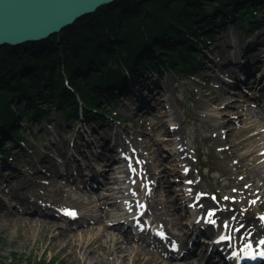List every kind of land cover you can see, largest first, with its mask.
I'll list each match as a JSON object with an SVG mask.
<instances>
[{
  "label": "rangeland",
  "instance_id": "rangeland-1",
  "mask_svg": "<svg viewBox=\"0 0 264 264\" xmlns=\"http://www.w3.org/2000/svg\"><path fill=\"white\" fill-rule=\"evenodd\" d=\"M206 10L208 12L210 11L209 8H206ZM257 20L260 21L261 24L257 26L252 34H249L250 36L246 37L245 34L240 31L238 27L230 23L229 18H227L226 27L224 26L226 28L225 34L222 36L220 33H217L218 41L215 39L210 47L211 51L216 46L219 48L220 45L219 50L215 49V52L212 53L214 62H206L211 66L209 68L210 70H205L206 64H201V68L191 74L188 73L187 70L177 71V69L174 71L176 77L172 78V82L170 83L168 79L169 75L166 73L163 74L162 71L160 72V67L158 65L154 66L158 73L156 76L160 77L157 78V81L163 78V82L161 81L162 84L160 85L159 81L157 87L149 88L148 92H146V88H140L136 96L139 100L145 98L151 107L134 110L139 102L138 100L136 101L130 93H126L122 97H114L113 101L111 100L109 102L108 108L110 111L114 114L129 115L130 119L139 121L135 130L131 131V133L134 132L133 135L125 133L127 142L115 146V148H120L118 152L104 151L103 155H100L101 160H93L90 162L88 160L89 158H85L86 154H80L79 146H76V141L84 143L80 136H78V130L80 128L75 126L77 123L70 121L66 124L65 113L59 110L55 111L54 107L51 108L52 118L49 119L47 123L43 122L39 125L28 126L29 128L32 127L31 135H27L24 141L18 146L10 144L9 141H5L10 152H21V156L27 154L28 157H20V155L17 156L12 154L11 157L17 161L19 169L22 168L25 174H20L19 169V172L17 170H11L9 171L10 178H8L7 181L6 179H0V189H2L1 195L3 198L8 201L10 206L16 205L19 207L11 209L12 212L4 213L0 211V262H2V264H23L21 258L39 256L46 259L52 258V264H81L80 260H74L65 256L58 248L54 247L49 249L42 243H38V241L36 242L34 240V233L23 223L25 219L31 220V216L23 213L18 197H21V199L24 197L27 198L35 208L44 210L49 215H52L54 217L52 219L60 222L63 229L78 231L77 229L80 227L75 226L76 224L73 223L71 226L64 224L67 223L68 218L58 213V208L55 204L63 207H77L80 210L81 220L83 221H88L89 218L96 215L97 212L94 207H91L89 210H84L80 205L76 204L77 200H80L82 203L86 200V197L83 196L79 198V195L83 194L90 197L92 196V191L91 189L86 190V188H78L76 186L77 182L74 183L73 177H69V175L71 173L75 175H77L78 172L82 173L83 167L86 165L89 167L87 166L84 171L87 170V173L94 174L96 173V169H98V163L104 173L108 172L109 165H111V167L114 166V164L108 162V160L112 161L114 158H119L120 155L125 158L128 155L129 158L125 162L122 161L116 164L114 167L115 170L118 168L121 170H118V172L113 175L111 174V176L121 179L126 193H129L128 195L117 196L118 201L122 203H120L121 212L125 209H129L130 213H132L129 221L133 222L137 214L135 212L136 208L132 209L134 207L132 202L136 201L137 204H139V208L145 207L148 209L151 216H155L161 220L167 219V217L163 215L162 207L167 205L165 201H163V196L169 193L175 196V212L180 215L183 214V219H181L179 224L181 226L177 225L171 227L170 232L165 234V237L168 239L171 236L176 237L187 232L189 233L188 240H190L191 243L189 248L188 245H180V242L177 240L176 250L171 246V242H163L158 236H155V246L151 252L152 254L148 251L143 254L141 259L132 260V252H120L117 253V255L122 257L121 264H144V260L150 255L156 256L159 261H161L160 264H175L176 262L185 260L178 257V253H182L186 250H190L194 253L197 250L196 245L200 244V242L202 245H209L208 242L212 238L205 239L203 235L200 234V231L205 229L210 235L212 230L209 225L197 226L193 223L191 220L192 214L187 212L186 202H183L179 196L182 190L188 192L191 197L213 202L214 206L212 210H209L212 215L216 213L243 215L245 214L244 211L247 210L245 206H251L252 209L251 212L248 213L249 216L251 218L259 216L262 211L257 204L259 200H264V185L262 189L259 190L260 192L257 196L249 197L248 192L241 191V187L243 186L247 189H251V187L245 182L243 185L239 184L240 179L244 176V174L240 173L241 170H245L251 179L254 175V169H258L260 172L262 171L264 173L262 167L258 168V163L264 165V160L259 162V159L264 156L258 158V153H254L257 148L264 144V137L261 139H252L250 137L252 132L249 130V123L253 122L255 124L253 132L261 130L264 133L263 124L259 121L260 116H264V112L262 110L260 112L256 111L252 99L253 94L248 96L244 92L245 90L249 91V94L253 93L255 88L251 86L254 85L257 87L258 83L251 82V76H248L245 82H241L240 84L242 85V90L241 87L230 88L225 84L226 82L234 81V77L232 76L235 73V68L234 65L229 64L230 61L236 63L241 60V58L244 60L247 58V60L249 59L251 61L258 60L259 63L255 67L256 69H261L260 67L264 64L263 15H258ZM187 32L190 33V30ZM168 39L170 40V38ZM254 42L256 43L255 45L253 44L255 49L248 50L244 58H239L237 52L233 54L232 51H236L237 47L232 50L228 48V45L232 44L247 49L249 46L246 45ZM151 47L154 53L156 49L154 46ZM191 49L193 51L195 48L193 47ZM125 54L126 53H123L122 55L124 56ZM198 59H200V57H198ZM213 64L219 65V68L215 67ZM115 68L114 66L113 69ZM196 68H198V66H196ZM151 78L152 77H150V79ZM148 80L149 79L144 81L140 80L139 83H150ZM164 83H168V85L164 86ZM167 86L170 88L168 89ZM164 88H167L166 91L163 90ZM71 91L75 92L73 89ZM224 94L226 96H224ZM220 95L223 97L217 98ZM263 96L264 93L260 92L261 104H264ZM103 99L105 100L102 96L101 104L104 102ZM162 99H164V101ZM242 100H245L246 104L250 105L248 111L249 117L241 116L245 114L242 109ZM17 102V107L21 106V100ZM221 107H223V109ZM166 111L171 114L170 118H162ZM206 114H219L221 118L218 121L224 123L226 127L212 129V125L216 123V121L207 118ZM22 122L23 121L18 120L16 127L19 132L25 133V128L28 127H25ZM164 122L172 128L179 129V136H181L184 141L181 150L182 153L177 155L179 158L178 162L173 161V156L177 153L179 146L171 147L162 140V132L158 125ZM29 128L27 131H29ZM227 128L230 130L229 133L226 132ZM80 133L87 137L92 151L97 152V143L95 141H98L97 139L99 138L93 134L91 128L88 127L87 130L84 129ZM151 143L155 145L153 147L157 149V152L154 154L165 165L167 175L157 186H152V198H146L142 197L137 189L139 186L144 187V182L141 180L143 176L142 169L137 166V161L138 156L146 157L144 145L147 144L152 146ZM82 149H85V147L82 146ZM53 156L59 158V164L54 165ZM28 160L29 162H27ZM41 161H46L44 163L47 164L44 165L49 167L50 170L34 174L35 171L39 169V163H41ZM146 161L149 168L153 172H156L157 169L154 167L153 163L149 159H146ZM25 162L28 164L27 168L24 167L26 165ZM93 164L95 165L92 166ZM59 167L60 169H58ZM204 167H206V169H203ZM60 171L66 173L67 176H60L58 174ZM104 173L99 174L103 181H105L103 178ZM65 177H67L66 180ZM37 179H39V183L36 182ZM144 180H147V178L144 177ZM42 183H46V185ZM85 185H87V183ZM112 185L115 186V183L112 182ZM127 190H130V192ZM105 191V189L98 190V193L104 195ZM43 199L48 200L47 205L42 201ZM198 202L199 201H197V204ZM114 210L113 212L108 211V215L103 218V222H112L114 219L112 217H114L116 213H119L116 209ZM171 214L173 216L172 211ZM38 218L44 220L48 219L43 216H38ZM253 221L256 222L255 219ZM94 225L100 226L101 222ZM214 225L220 226L216 220H214ZM107 226H109L108 231L116 232L115 229L111 228V226H113L112 224ZM124 230L127 231L129 235L135 233L137 236L145 238H148L146 236L151 234L149 230L154 231L156 235L160 231L164 232V229L159 226H131V229H126L125 226ZM145 230H147L145 234H142V231ZM215 232L216 230L213 232L212 237H215ZM163 238L164 236L161 237V239ZM66 240L70 243V238L68 236ZM136 241L138 240L135 239L134 242L136 243ZM211 247L215 249L212 245ZM223 250L225 251L224 246ZM209 257L218 258V256L214 254ZM208 258L202 256L195 263H193L194 259L191 257L187 258V260H192L189 264H213L210 258ZM95 260L96 258L94 255H88V261Z\"/></svg>",
  "mask_w": 264,
  "mask_h": 264
},
{
  "label": "trees",
  "instance_id": "trees-1",
  "mask_svg": "<svg viewBox=\"0 0 264 264\" xmlns=\"http://www.w3.org/2000/svg\"><path fill=\"white\" fill-rule=\"evenodd\" d=\"M209 1L118 0L44 41L0 47V155L6 157L9 149L1 146L3 137L8 135L13 145L24 139L15 125L18 120L25 127L48 122L52 107L70 119L76 117L82 104L86 118L100 119L88 109L107 113L104 99L101 104L102 94L109 101L117 91L114 87L120 91L125 88L123 68L135 81L147 66L157 63L173 69L183 65L193 73L199 61L189 51L201 37L209 41L222 29L226 20L223 13L251 31L261 24L258 15L264 17V0H213L219 6L208 12L204 5ZM181 30H190L191 39ZM151 46L160 55L153 53ZM66 81L81 102L65 86ZM19 100L22 103L17 107ZM21 261L52 264L53 259L34 256Z\"/></svg>",
  "mask_w": 264,
  "mask_h": 264
},
{
  "label": "bare ground",
  "instance_id": "bare-ground-1",
  "mask_svg": "<svg viewBox=\"0 0 264 264\" xmlns=\"http://www.w3.org/2000/svg\"><path fill=\"white\" fill-rule=\"evenodd\" d=\"M248 1H245V2L248 3ZM217 6H219L217 2L210 0L209 4L204 5V8L205 10L206 8H209L211 10L212 8L217 7ZM223 16H225L226 20L227 18H229L230 20V16L228 13H223ZM218 19L219 17H217V20ZM226 20H225V23H226ZM201 21L202 23L205 22L204 19H201ZM230 23H232L235 27H238L245 34L246 37L250 36L246 32V30L241 28L238 24H234L231 20H230ZM187 31L189 30H181L180 32L185 36L188 34ZM170 39L172 40V38ZM216 41H218V36H216ZM253 44L254 43H252V45ZM4 46H9V45H4ZM189 52L190 54L195 55L197 59L198 57H201V55L198 53H195L193 51H189ZM154 53L158 55L160 54L157 50ZM229 64H233V62L230 61ZM114 66L118 68L117 65H112V68H114ZM179 67H183V65ZM122 73L124 74L126 81H128L129 79L128 77H130V79L133 78L131 72L128 70L126 71V67L122 69ZM147 76L148 74L144 69V72H141L140 75H138L136 79L138 80L144 79ZM150 77L154 78V76L152 75L149 76V78ZM232 77H234V80L240 79V77H238V75H236L235 73ZM172 78L173 77H170V79ZM151 80L152 79H149L148 81H151ZM130 81H132V79ZM69 85H70L69 82L65 83L66 87H69ZM167 88L169 89L170 87H167ZM69 89H72V87ZM124 91L126 93L128 92L132 93L131 90L129 89L124 90ZM134 95H135V92H134ZM224 96L226 95L224 94ZM221 97L223 96L220 95L217 98H221ZM252 97H253V103L255 104L254 106L256 108V111L260 112L262 110L264 112V104H261L259 93L255 92ZM162 100L164 101V99ZM241 103H243L242 109L245 112V114L241 116L249 117L248 111L250 109V105L246 104L245 100H242ZM221 108L223 109V107ZM170 117H171V114H169L168 111H166L162 116V118H170ZM206 117L214 119L216 121V123L212 125V129H220V128L226 127L224 126L225 125L224 123H221L218 121L221 118L219 114H214V115L206 114ZM259 121L261 124H263V127H264V116H260ZM158 126L161 129L162 140L164 141V143L168 144L171 147L179 146L177 153L173 156V161L178 162L179 158L177 157V155H180L182 153L181 150L184 145L183 139L181 138V136H179V129L172 128L166 122L160 123V125ZM254 129H255V124L253 122H250L249 130H251L252 132L250 134V137L252 139L253 138L261 139L264 137V133L261 130H256L253 132ZM226 132L229 133L230 130L227 128ZM28 134L31 135V130L28 131ZM9 138L10 137L8 135L3 137V139H1V146L7 145L5 141L10 142L11 138L10 139ZM151 144L152 146L147 145V144L144 145L146 149V157L138 156V161H137V166L142 169L143 177L141 178V180L144 181V177L147 178V181L145 182L144 187L140 186L138 190L140 191L143 197H147V198H152V195H153L150 188L153 185L157 186L159 182L163 181L164 180L163 178H165L167 175V169L165 165L154 154L155 152H157V149L153 147L155 145L153 143ZM15 145L18 146L17 144ZM119 150L120 148H117V152ZM14 153L16 152L14 151L10 152V149H8L6 153V158H9V156H12V154ZM254 153L255 154L258 153L257 155L258 158L263 157L264 156V144L260 146L259 148H257ZM128 158L129 156L127 155L126 158L121 157L119 160L118 159L116 160H118L121 163L122 161L123 162L127 161ZM146 159H149L153 163L154 167L157 169L156 172H153L149 168ZM263 160H264V157L259 159V162ZM115 165L112 167L110 165L109 171L105 175L106 181L98 189V190L105 189L106 191L104 195H100L98 191H95V190L92 192V196L90 197L87 195L85 196L83 194L79 195V198H82L84 196L86 197V200L84 201V203H82L80 200H77L76 204L80 205V207L84 210H89L91 207H94L97 213L96 215L90 217L88 221L77 219L74 222L67 221V223H64L69 226H71L73 223L76 224L75 226L80 227L79 229H77L78 231L63 229L60 222L52 219L54 218L52 215H49L44 210H39L35 208V206H33V204L30 203V201H28L27 198L25 197L22 199L20 198L19 203L22 207L23 213H25L28 216H31V220L25 219L23 223L26 225L28 229L32 230V232L34 233V240L36 242L38 241V243L39 242L42 243L43 245H45L46 248H49V249L54 248V247L58 248L59 250L63 252L65 256H68L74 260H80L81 264H121L122 257L117 255V253H120V252L121 253H128L129 251L132 252V260L141 259L143 254H145L148 251L150 252V254H152L151 252L155 245V242H154L155 236L152 237L153 234L148 238H143L141 236L137 237L133 234L129 235L128 233H126V231L124 230L125 226H117V225L111 226L112 229L116 230V232L114 233V232L108 231L109 226L107 225L112 224V223L109 221L103 222L104 220L103 218L107 217L108 211L113 212L115 211L114 209H116L119 213H122L121 204L118 201L117 196H123L126 193V189L123 187V185L119 187L122 183L121 179L117 177L113 178V176H111V174L113 175L115 174V172L117 173L118 170H121L119 168L115 170L114 168ZM258 165H259L258 168L262 167L264 169V165H262L261 163H258ZM240 173L244 174V176L242 177V179H240L239 184L243 185V183L245 182L248 184V186L251 187V189H247L242 186L241 191L248 192L249 197L257 196L258 193L260 192L259 190L262 189L264 185V173L262 171L260 172L258 169H254V172H253L254 175L252 179L251 177H249V174L245 170H241ZM112 182H114L116 186H113ZM179 196L181 200L183 201L186 200V204H187L186 208L188 210L187 212L192 213V211H195L194 212L195 214H193L194 218L195 216L196 218H198L197 214H202V212L206 213L207 211L212 210L214 206L213 202L209 200H198V198L196 197L189 196V193L184 190L180 192ZM42 201L46 205L48 204V200L43 199ZM163 201H165V203L167 204L162 207L163 215L167 217V219L161 220V219L154 217L152 221V226H155L157 224L158 226H161L164 229L165 233H169L171 227H175L180 224L181 219H183V214L180 215L179 213L175 212L176 211V209L174 208L175 203H176L175 196L169 193H166L163 196ZM196 201H199L198 204H195ZM257 205L258 207H260V209L264 211V200H261V201L259 200ZM135 206L137 207V204ZM245 207L247 210L244 211L245 214L243 215H240V214H230V215L222 214L221 215L219 213H216L213 217V220H217L220 226H210L212 229V233L210 234V236H212L215 230H216V232L214 233L215 239L214 240L212 239L213 242H215V240L217 239L221 240V237H225V239H228L229 237L232 236V241H228L225 243L227 245V249L230 250L229 254L234 255L235 252L236 253L240 252V254L239 253L238 254L242 257V259L244 261H248V258L250 257V255L249 257L248 256L244 257V253L242 252V249L244 248V246H247L246 250L250 254L258 246L262 248V246L264 245L260 243V241L264 239V215L255 216L251 218L248 213L251 212L252 207L251 206H245ZM171 211L173 212V216L171 214ZM117 214L118 213H116L115 215ZM144 214L146 215L143 217L142 220L152 219L148 210H145ZM38 216H43L48 219L46 220L40 219L38 218ZM254 219L256 220V222L253 221ZM98 222H101V225L95 226L94 224ZM200 222L201 221L199 220L198 223ZM126 228L129 229V226H126ZM202 234L209 236V233L206 231H203ZM216 234L221 235L220 238L217 237ZM67 236L70 238V243L69 241L67 242L66 240ZM188 237H189V233L187 232L180 236H176V237L171 236L170 240L167 241V243L171 242V246L177 247L176 241L178 240L180 242V245L181 244L188 245L190 248L191 243H190V240H188ZM71 239H72V242H71ZM135 239L138 240L136 241V243L134 242ZM196 247H197V250L194 253L191 252L190 250H186L182 253H178L177 256L185 260L176 262L175 264H189L190 262H192V260H187V258L189 257L193 258L194 259L193 263H195L202 256L204 257L207 256L208 258L209 254H211L212 252L208 248V246H205L202 244H197ZM215 253L222 257V260L225 264H229V261H228L229 259L225 258V256L221 253V251H217ZM88 255H94L96 260L88 261ZM239 255H238V258H239ZM260 260H255V261H260ZM221 261H216L213 264H220ZM160 262L161 261H159V259L154 255H150L144 260V264H160Z\"/></svg>",
  "mask_w": 264,
  "mask_h": 264
},
{
  "label": "water",
  "instance_id": "water-1",
  "mask_svg": "<svg viewBox=\"0 0 264 264\" xmlns=\"http://www.w3.org/2000/svg\"><path fill=\"white\" fill-rule=\"evenodd\" d=\"M117 0H0V47L44 41Z\"/></svg>",
  "mask_w": 264,
  "mask_h": 264
},
{
  "label": "snow or ice",
  "instance_id": "snow-or-ice-1",
  "mask_svg": "<svg viewBox=\"0 0 264 264\" xmlns=\"http://www.w3.org/2000/svg\"><path fill=\"white\" fill-rule=\"evenodd\" d=\"M66 214H67V215H75V213H73V212H66ZM210 215H211V213H210ZM213 223H214V221H213ZM161 235H163V234L161 233ZM221 239L223 240V239H225V237H221ZM260 243H261V244H264V239H262V240L260 241ZM249 247H250V245H249ZM259 256H260L261 258H264V251L260 252V253H259ZM252 258L255 259L256 257L253 256Z\"/></svg>",
  "mask_w": 264,
  "mask_h": 264
}]
</instances>
